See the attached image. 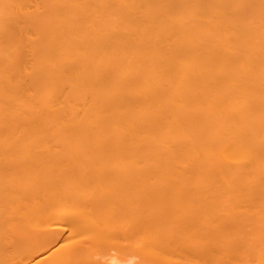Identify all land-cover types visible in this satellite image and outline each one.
I'll use <instances>...</instances> for the list:
<instances>
[{
  "label": "bare ground",
  "instance_id": "obj_1",
  "mask_svg": "<svg viewBox=\"0 0 264 264\" xmlns=\"http://www.w3.org/2000/svg\"><path fill=\"white\" fill-rule=\"evenodd\" d=\"M0 264H264V0H0Z\"/></svg>",
  "mask_w": 264,
  "mask_h": 264
}]
</instances>
